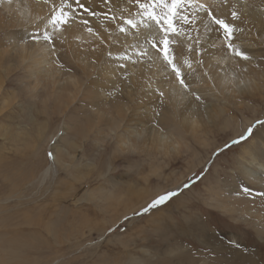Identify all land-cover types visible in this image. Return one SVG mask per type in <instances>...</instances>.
Instances as JSON below:
<instances>
[{"label": "rangeland", "instance_id": "374dc122", "mask_svg": "<svg viewBox=\"0 0 264 264\" xmlns=\"http://www.w3.org/2000/svg\"><path fill=\"white\" fill-rule=\"evenodd\" d=\"M257 51L264 71V47ZM1 61L0 264H264L260 226L209 201L231 188L242 148L264 135L256 123L264 121V79L247 98H202L199 133L182 134L165 153L115 147L108 128L102 139L92 127L89 104L67 105L46 87L33 92L16 60L10 68ZM171 191L178 195L145 211ZM234 240L240 253L223 251Z\"/></svg>", "mask_w": 264, "mask_h": 264}, {"label": "bare ground", "instance_id": "6f19581e", "mask_svg": "<svg viewBox=\"0 0 264 264\" xmlns=\"http://www.w3.org/2000/svg\"><path fill=\"white\" fill-rule=\"evenodd\" d=\"M68 2L75 6L74 0ZM82 2L96 11L115 15L116 19L88 17L77 9L78 15L90 21L89 26L100 38L90 35L85 26L77 22L66 34L64 43L57 38L58 34H54L55 43L49 46L42 39L34 41L33 34L38 32L42 38L45 31H52L48 25L51 4L58 6L61 0H50L49 4L43 0H11V3L0 0V63L4 58L10 68V61L16 60L17 67H22L24 71L22 78L29 82L28 89L33 92L46 87L58 101L63 100L65 95L67 105L74 101L89 104L96 112L95 119L90 122L92 127L98 130L102 139L104 135H101V131L108 128L109 134L115 138V147L123 150L136 146L154 147L168 153L179 146L183 140L182 134L194 137L199 133L207 108L201 104L202 98H247L263 85L264 71L258 67L262 55L257 47H264V0H228L227 6L213 3V0H202L211 5L213 12L219 16L230 19L233 6L241 13V20L235 23L245 30L240 36L241 46L253 60L237 62L236 59H227L220 35L215 32L205 35L203 25L198 21L202 47L206 49L203 54L205 66L201 68L195 64L199 58L195 52L189 56L195 71L181 66L186 83L190 85L187 92L180 87L171 69L166 67L162 55L150 45H147L148 55L142 57L140 62L132 63L137 60L138 46H144L143 35L151 31L142 25L134 29L124 23L130 18L140 19L138 6L130 4L128 0H111L109 11L102 0ZM188 11L191 14V9ZM120 26L127 29V36L119 31ZM138 33L141 34L139 41L134 38ZM109 34L111 39H108ZM191 34L197 35L194 31ZM100 40H104V43L101 44ZM213 44L216 47L213 48ZM52 47H55L54 53ZM109 51L114 53L113 57L108 56ZM117 52H126L131 60L117 59ZM121 64L126 67L121 68ZM75 68L81 76L71 72ZM204 71H208L211 79L204 75ZM160 92L164 93L163 97ZM192 93L199 95L201 100H196ZM58 152L56 150L54 153ZM59 157L55 156V159L59 160ZM48 171L45 169L44 172L47 174ZM236 172L238 177L232 178L231 188L229 186L227 191L217 188L218 191L209 197V201L222 213L251 219L262 229L259 234L264 235V197L255 195L264 192V135L260 132L242 148ZM242 186L251 189L253 195L245 196ZM235 243L234 246H227L220 242L217 249L222 250L227 246L223 251L227 250L231 255L239 254L240 248Z\"/></svg>", "mask_w": 264, "mask_h": 264}, {"label": "snow or ice", "instance_id": "6c2138e0", "mask_svg": "<svg viewBox=\"0 0 264 264\" xmlns=\"http://www.w3.org/2000/svg\"><path fill=\"white\" fill-rule=\"evenodd\" d=\"M45 4H49L50 0H43ZM130 4L138 6V15L141 17L139 20L127 19L124 21L131 28H137L142 25L144 29H151L147 35H143L144 46H138L136 53L137 60L132 63L141 61V58L148 55L147 45H150L157 53L162 55V59L165 62L166 67L170 68L174 73L176 80L181 88L186 92L189 90L190 85L186 83V78L181 71V66H186L188 69L195 71L193 67V61L189 59V56L195 52V55L199 57L195 60V64L203 68L205 61L203 54L206 49L202 47V41L199 36L200 28L197 24L199 21L203 25L205 35L208 33H218L221 37V44L226 49L227 59H236L237 62L244 61L250 62L253 57L241 46L240 36L244 33V28L240 27L237 21L241 20V13L238 12L233 6L230 11V19L215 14L212 10V6L208 5L202 0H128ZM11 3V0H9ZM105 7L111 11V0H102ZM213 3H222L224 6L228 5V0H213ZM74 5L69 3L68 0H61V3L57 6L51 4V15L48 18V25L51 26L52 31H45L43 33V40L47 42L49 46L54 45V34H58L57 38L61 43H64L67 39L66 34L72 29L77 22L85 26L86 31L90 35H96L100 37L96 31L89 26L90 21L80 17L77 13V9H81L88 17L101 18L104 20H115V15H107L105 13L96 11L90 7H86L82 0H74ZM67 9V10H66ZM191 9V14H189ZM200 14V15H198ZM154 25V27H153ZM190 26V27H189ZM119 31L127 36V29L120 26ZM196 32L197 35L193 36L191 33ZM137 41L140 40L141 34H135L134 37ZM41 39L40 34L34 33L33 40L39 42ZM78 39V37H77ZM108 39H111L109 34ZM101 44L104 40H100ZM196 45L197 47H193ZM133 47V45H128ZM216 47V45H212ZM53 53L55 47H52ZM109 57H113L114 53L109 51ZM115 57L121 61L131 60V57L126 52H117ZM121 68L126 67L125 64L120 65ZM210 67V66H209ZM246 70V69H245ZM205 76H209L208 71H204ZM211 79V77L209 76ZM163 97L164 93H159ZM196 100H201L199 95L192 93ZM257 124L264 125V121H257ZM256 125L249 127L247 132L239 139L233 140V144H239L241 141L246 140L253 133V128ZM49 158L53 157V153L49 152ZM184 188H188V184H184ZM242 193L245 196H252L253 192L248 187L242 186ZM175 191L168 192L160 195L145 209L148 211L151 208H155L159 205H163L171 198L177 196ZM256 196L264 197V192L255 193Z\"/></svg>", "mask_w": 264, "mask_h": 264}]
</instances>
